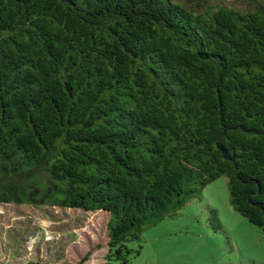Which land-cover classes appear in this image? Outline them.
<instances>
[{
    "label": "trees",
    "instance_id": "16d2710c",
    "mask_svg": "<svg viewBox=\"0 0 264 264\" xmlns=\"http://www.w3.org/2000/svg\"><path fill=\"white\" fill-rule=\"evenodd\" d=\"M220 175L264 231V0H0V203L106 211L130 264Z\"/></svg>",
    "mask_w": 264,
    "mask_h": 264
},
{
    "label": "rangeland",
    "instance_id": "374dc122",
    "mask_svg": "<svg viewBox=\"0 0 264 264\" xmlns=\"http://www.w3.org/2000/svg\"><path fill=\"white\" fill-rule=\"evenodd\" d=\"M212 208L222 225L216 230ZM107 219L103 210L0 203V264H104ZM140 243L130 264H264V231L232 208L225 175L145 228Z\"/></svg>",
    "mask_w": 264,
    "mask_h": 264
}]
</instances>
